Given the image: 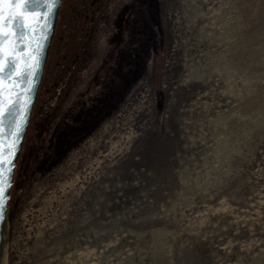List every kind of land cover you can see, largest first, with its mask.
<instances>
[{
  "label": "rangeland",
  "instance_id": "1",
  "mask_svg": "<svg viewBox=\"0 0 264 264\" xmlns=\"http://www.w3.org/2000/svg\"><path fill=\"white\" fill-rule=\"evenodd\" d=\"M4 251L264 264V0H63Z\"/></svg>",
  "mask_w": 264,
  "mask_h": 264
},
{
  "label": "snow or ice",
  "instance_id": "2",
  "mask_svg": "<svg viewBox=\"0 0 264 264\" xmlns=\"http://www.w3.org/2000/svg\"><path fill=\"white\" fill-rule=\"evenodd\" d=\"M58 3L59 0H0V217L5 213L8 174L14 167L48 25ZM5 136L10 137L7 149Z\"/></svg>",
  "mask_w": 264,
  "mask_h": 264
},
{
  "label": "water",
  "instance_id": "3",
  "mask_svg": "<svg viewBox=\"0 0 264 264\" xmlns=\"http://www.w3.org/2000/svg\"><path fill=\"white\" fill-rule=\"evenodd\" d=\"M62 2H63V0H59V3L56 5L55 12H54V14L51 18V21L48 25L47 39H46V41H44V50H43V55L41 57V64H40V68H39V73H38V76L36 77V80H35V88L31 94L30 107L27 110L26 120H25L23 129H22L20 140H19L18 151L15 154L14 167L11 168L10 173L8 174V187H7V191H6V197L7 198L4 201L5 213H4L3 217H0V263H1L2 254H3V236H4V230H5V222H6L7 211H8V207H9L10 193H11V189H12L13 182H14L15 171L17 168V163H18L21 151L23 149L25 138H26L28 130H29V126H30L31 118L33 116L34 108H35V105L37 102V98H38L40 86H41V83L43 80V75L45 72L46 64H47L49 54L51 51V45H52L53 37H54L55 31H56V26H57V23L59 20V13H60ZM29 51H31V49H29ZM5 85H6V87H9L7 85V81L5 82ZM5 141H6L5 149H7V144L10 141V137L5 136ZM5 159H7V156L5 157ZM6 168H7V166H6Z\"/></svg>",
  "mask_w": 264,
  "mask_h": 264
},
{
  "label": "bare ground",
  "instance_id": "4",
  "mask_svg": "<svg viewBox=\"0 0 264 264\" xmlns=\"http://www.w3.org/2000/svg\"><path fill=\"white\" fill-rule=\"evenodd\" d=\"M5 257H6V254H5V251H4L3 254H2V259H1V263L0 264H5Z\"/></svg>",
  "mask_w": 264,
  "mask_h": 264
},
{
  "label": "built area",
  "instance_id": "5",
  "mask_svg": "<svg viewBox=\"0 0 264 264\" xmlns=\"http://www.w3.org/2000/svg\"><path fill=\"white\" fill-rule=\"evenodd\" d=\"M64 38H65V36H64ZM66 41H67V40H66ZM66 41H65V42H66Z\"/></svg>",
  "mask_w": 264,
  "mask_h": 264
}]
</instances>
